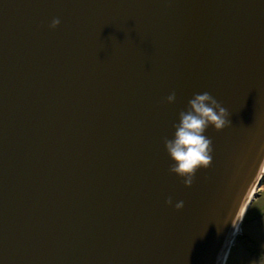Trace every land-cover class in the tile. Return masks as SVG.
Here are the masks:
<instances>
[{
  "label": "water",
  "instance_id": "1",
  "mask_svg": "<svg viewBox=\"0 0 264 264\" xmlns=\"http://www.w3.org/2000/svg\"><path fill=\"white\" fill-rule=\"evenodd\" d=\"M205 90L231 124L186 185ZM261 143L264 0H0V264H222Z\"/></svg>",
  "mask_w": 264,
  "mask_h": 264
},
{
  "label": "clouds",
  "instance_id": "2",
  "mask_svg": "<svg viewBox=\"0 0 264 264\" xmlns=\"http://www.w3.org/2000/svg\"><path fill=\"white\" fill-rule=\"evenodd\" d=\"M60 23L59 17L51 21L53 26ZM172 102L176 92L172 91L166 97ZM229 109L225 107L211 92L205 90L194 92L187 105L179 111V118L174 121V131L171 137L165 138V147L172 159L170 170L184 177V183L191 185L196 172L201 167H209L213 159L212 137L206 134L209 125L217 130L231 124ZM259 151L264 152V143L259 145ZM172 203V198H168ZM184 205V200L175 203L176 208ZM252 264H264V256L254 259Z\"/></svg>",
  "mask_w": 264,
  "mask_h": 264
},
{
  "label": "rangeland",
  "instance_id": "3",
  "mask_svg": "<svg viewBox=\"0 0 264 264\" xmlns=\"http://www.w3.org/2000/svg\"><path fill=\"white\" fill-rule=\"evenodd\" d=\"M259 185H262V188L258 190ZM254 191L255 200L253 199L248 209L242 225L243 232L235 238L227 264H252L254 259L264 256V171L255 184Z\"/></svg>",
  "mask_w": 264,
  "mask_h": 264
},
{
  "label": "bare ground",
  "instance_id": "4",
  "mask_svg": "<svg viewBox=\"0 0 264 264\" xmlns=\"http://www.w3.org/2000/svg\"><path fill=\"white\" fill-rule=\"evenodd\" d=\"M263 171H264V165H263V167H262V169H261V171H260V174H259V176H258V178H257V182L260 180V176H261V174L263 173ZM254 186H255V184H254ZM254 186H253V188H254ZM256 188H257V186H256ZM261 188H262V185H259V186H258V190L261 189ZM255 190H256V189H255ZM255 192H256V191H254V190L252 191V193H251V195H250V198H249V203H250V201L254 198V196H255ZM245 208H249L248 205L245 206ZM237 231H239V232H243V228L240 227L239 224L235 227V233H234V232H233V233L236 234ZM233 233H232V235H231V238H232V236H233ZM231 238H230V240H231ZM230 256H231V254H230ZM230 256H229L228 260L230 259ZM228 260H227V261H228Z\"/></svg>",
  "mask_w": 264,
  "mask_h": 264
}]
</instances>
